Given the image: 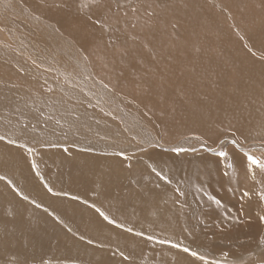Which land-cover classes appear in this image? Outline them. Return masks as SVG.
<instances>
[{
  "label": "bare ground",
  "instance_id": "1",
  "mask_svg": "<svg viewBox=\"0 0 264 264\" xmlns=\"http://www.w3.org/2000/svg\"><path fill=\"white\" fill-rule=\"evenodd\" d=\"M69 1L71 0H0V81L5 82L3 81V76L6 73L7 75L9 74V76L19 75L16 76L18 79L17 82L13 81V86H9L8 88L0 87V137H4L3 140H0V176L5 177V175L8 174L7 177H10V179L7 178L8 180L17 181L18 184L19 181L25 183L28 189H26V193L36 197V203L40 205H49L50 203L56 206V203L51 199L53 197H50L51 194L49 195V192H47L43 186L44 183L40 181L42 178H39L34 167L32 168L30 166L29 158L32 156L33 158L34 156H39L41 158L58 156V158L65 161H81L83 167L82 175L86 179L90 178V185L92 183L94 184V193L97 198L105 194V192L109 194L114 190L112 186L115 182L112 181L113 178H115L116 168L120 166L121 169L123 166L127 171L129 166H127L126 163L129 162V159L131 157L140 158L142 156V154L141 156L138 154V156L137 153L135 155L130 154L131 152L135 151L139 153V149L144 146L150 147L155 145L158 146V148L150 150L152 154H160L162 158L172 157L170 154L163 152L165 149H162V151L160 148L164 147V145L158 139L156 129L150 124L152 120L150 117L148 118L143 111V108L147 106L144 99L149 98V100H152L158 96H162L164 101L171 99L172 106L174 107L176 104L174 107V109H177L175 110L176 113L174 114L172 111L176 116L186 111L182 108V103L180 104L179 102L182 99V97L179 98L181 96L180 93H188L185 95L193 97V100H198L196 101V105L198 104V112L191 110L193 112L192 114L196 115V119L194 117L191 118L196 120L194 128L198 133L205 132L208 134L209 132L210 134V131L214 130V127H216L215 130L219 129V132H221L220 129L223 130L225 128L235 131L236 137L240 140H235V138L226 136L225 138H229L231 141L225 139L226 142H223V144L220 142L221 146L229 148L227 151L223 152L227 155H221V153L217 155L204 153L194 156L190 158V160L189 158L187 159L188 161L186 163H188L189 169L185 172L187 173L185 177L187 182L191 185L190 189H192L193 194L190 191L187 192V194L186 192L183 193L181 189L180 192H175L177 188L171 187L170 189L163 190L161 192L162 197L160 201H156L158 197L155 196L157 189L152 190L151 193L148 191L151 195L150 198L153 197L152 200H154V202L144 199L146 205L150 204L151 206V204H154V206L160 207L161 204L166 203V200L168 201L167 203H172V208L173 204L176 205V207L172 209L173 212L175 211L172 213V218L169 215L171 213L168 214L169 220L170 218L173 219L171 220L172 222L168 223L170 224L169 226L161 217H158V223L153 221L155 225L152 227L156 226L154 230L157 232L160 231L162 234L168 233L169 231L166 230L171 227L173 231L184 234L187 237L184 244L187 243L192 247L195 246L192 244L204 243L202 240H208V242L213 243L211 244L212 250L216 242L224 244L229 243L231 246L226 247L224 250L220 249L218 251L214 248L216 253L228 255V257L229 255L237 256L240 252L244 254L255 248L252 241L260 237V232L263 230V227L261 228L260 226L261 220L259 217L262 216V209H264L262 202L264 201L258 196L259 193H257V187L254 188V184L252 190L246 192L249 193L248 195L245 193L239 198L238 207L242 210V218L239 225H233L230 229H226L227 227L220 229L218 224H216V228L213 226V229L209 227V229H206L204 225H201L202 229H200L199 234H197L194 229H196L198 221H193L190 214L193 213L202 220L205 218L204 214H206V216L211 214L219 217L222 213V216L227 218L230 213H233V203L227 199L230 197H226L225 194H222L224 192L220 193L221 190L219 188H214L217 185L213 184L212 176L214 171L218 170L221 175L223 174V177H229V175L234 173L235 168L238 167L237 165H239L244 168V170H242L244 172L243 174L248 175L251 181L254 180V177L257 178L259 174L264 176V169H260L257 166H250L246 169V158L249 156L247 152L245 153L238 150V146L236 147L232 144L227 147L229 144L228 142L236 143L240 146V143L244 142L243 139L246 138H251L252 140L253 138L264 139V128L261 126L263 131L256 130L257 124L254 122L255 116L258 117V115L262 113L261 110L260 113L259 109H264V47L258 45L262 39L264 40V33L258 31L257 35L252 34L251 31V34H249V32L243 34L242 40L240 41L235 37L238 33L231 35V30H228L229 25L228 27H222L218 23V20H220L218 19V15H220L219 11H222L219 9V5H221L222 8V4L224 3L223 0H155L160 3L161 6H164V12L161 11V13H164L162 16L164 15L166 19L171 18L177 23L176 27L174 25L173 27H168L169 33L165 32L167 31V27L164 26L165 24H159L157 16H148L147 9L149 8L145 6L146 2H143V0H132L133 2L124 6L123 9L117 8L113 0H104L100 2V7L88 10L89 13H87V15H77L73 8L70 7ZM153 3L156 4L155 2ZM239 4H243V2L239 1ZM232 6L227 9H230V11L232 9L235 11L240 9L237 4ZM145 7H147V9H145ZM158 8L159 7H156L155 9L157 10ZM144 10L147 12H144ZM98 18L104 27H101V24L95 23ZM226 18L228 19L229 17L226 16ZM234 25L236 26L235 23ZM180 29L181 32L178 31ZM207 29L209 30L208 36H206ZM124 33L126 34L124 35ZM202 33L205 35L202 36ZM254 35H257V37L254 38ZM219 40L225 42H221L223 44L222 47H220L221 44L219 43V50L214 53V51H212V47L215 45L213 42L217 41L218 43ZM114 46L116 47L114 49L121 50L124 53H117L112 49ZM241 55L246 58H242ZM9 56H11V59L8 65L4 63V61L6 59L9 60ZM102 71L105 76H101L100 79L99 77ZM161 76L164 77L162 81H165V83L163 82V84L155 80L156 77L158 78ZM3 84L4 83L0 82L1 86ZM255 86H258V88L260 87L261 91L260 89L258 92L253 90ZM203 87L205 89L208 88V91H212L213 96L211 95L212 97L209 96L201 100L200 91ZM139 90H141V93ZM131 94L135 95V97H132L134 100L128 99L127 96ZM136 96L145 104L143 108L140 106V101ZM186 100L188 99L186 98ZM193 100L191 101L195 103ZM155 102L154 105H151L153 108L155 106L154 109H158L157 107L160 105V102L158 103L157 101L158 104ZM24 107L30 111L29 113L31 116H28V114L24 115L22 111ZM89 108L92 110L101 109L111 118L114 116L119 122L118 125L114 126L105 116L101 117L99 114L93 113L94 111L90 112ZM200 108H202L203 111L199 110ZM146 109L150 110L151 108ZM8 110L9 112L14 111V113L17 114H19V112L23 114L27 127L22 126V128L19 124L10 123L9 112L6 113ZM35 112L38 113L39 119L34 117ZM188 114L184 116H188ZM156 115L158 114L156 113ZM167 119L169 120L170 118ZM181 120L179 123H181ZM246 122L247 124H245ZM260 122L262 121L260 120ZM193 123L191 122L190 124ZM157 127L159 128V126ZM179 128L181 127H178V130ZM209 137L212 136L209 135L208 138ZM9 140H13L15 143L9 144ZM76 144L79 145V147H75ZM254 145L255 144H249V146L243 145L241 147H243L244 150L262 147ZM88 148L90 150L92 148L99 149V151H92L93 149L90 151ZM28 149H32V151L29 152ZM65 149H67V151H65ZM121 151L124 152V156L119 155ZM144 151L145 149L142 150L143 153H145ZM126 154L128 156H126ZM146 159L144 157L145 161ZM262 160L264 161V159ZM138 163L139 165L141 164L147 167L146 164H142L143 162ZM147 164H149L150 168H156L157 165L156 163L153 167L151 163L148 162ZM173 164H175V162ZM198 165H200L199 168ZM137 166L138 165H136V167ZM109 167L115 170L112 172L113 176L109 174L110 177H108L109 179L107 180V174L110 172ZM190 168H193V170H190ZM135 170L137 171L138 169ZM117 171L119 173L120 170L118 169ZM150 171L148 172L152 173V171ZM127 176L129 175L126 174V178ZM127 179L124 183L129 185ZM136 180L135 178V181ZM103 186H105V188H103ZM130 186H127V188ZM12 187L14 186L12 185ZM12 187L11 190L13 189ZM261 190L263 191V189ZM139 191L141 192L140 189L138 192ZM158 191L160 192V190ZM80 192L82 191L80 190ZM132 192L134 191L132 190ZM140 192L139 195H141ZM188 193L192 194V196H189ZM166 195H169L170 199L165 198ZM31 196L28 198L32 199ZM96 197L95 200L97 199ZM9 199L11 200L10 197L8 198L7 195L2 192L0 186V207L5 208L3 204L7 203L8 208L5 211L8 212L7 215L11 216L10 218L17 223V227L20 229V231L12 230L13 232L11 231L10 233L11 238L0 239V260L9 262V260L16 259L20 261L22 258V262L33 261V257L38 254V252L42 251V249H39V246H43L45 250L47 247L56 244L57 240L55 241L52 238L48 240V238L41 244L39 239L33 236L37 231L33 230L29 215L22 204H20L19 199H17V201L14 199L8 202ZM139 199L136 204L137 207L140 203ZM147 200H149V198ZM217 200L220 201L219 204L216 203ZM200 201L203 202L205 206L212 208V210L205 213ZM94 204L96 203L94 202ZM101 205H99V207H102ZM154 209L150 211H154ZM148 210L147 212H150ZM84 212L83 210L79 211V217L81 216V219L84 218L80 220L81 223L88 227L87 231L97 236L98 240H101H99L100 242L105 241L106 243L109 240L108 237L112 236L114 237V239H111L113 241L122 239L116 237L122 234L121 231L125 227L127 228V223L124 228H118L109 224L106 220H103L99 213L91 210V213L85 216V214H83ZM147 212L144 213L146 214ZM160 212L161 211H159V213ZM150 213L152 214L153 212ZM223 213L225 215H223ZM4 214L6 215L5 212ZM144 215L143 217H146ZM154 216L157 217L158 215ZM159 216L163 217L164 215L161 213ZM205 220H202L203 223L208 224L209 220ZM135 223H137L136 220ZM223 223H225V221H223ZM4 224H6V222ZM76 224L78 225V223ZM141 224L144 225V223ZM139 230L141 231V229ZM139 230L136 231L139 232ZM124 231H126V229ZM195 233L197 235H195ZM262 233L263 232H261V234ZM130 236L132 237L131 234L129 237ZM183 236L179 235V238H183ZM243 240H245L246 243L240 246L236 244V242H242ZM86 241L83 242L85 243ZM91 241L94 240L92 239ZM180 241L182 242V240ZM72 246L74 245L72 244ZM83 246L85 247L84 244ZM91 246H93V244ZM134 246L140 249L139 243H134ZM170 247L171 246H166L165 248H152V261L155 260L159 264H210L206 261L200 262L196 260V258L184 253L181 249ZM78 248L80 247H77V249ZM204 249L208 251L207 248ZM96 254L97 256L101 255L98 253ZM114 254L117 255L116 253ZM117 258L119 259V256ZM61 260L63 259L57 261ZM262 260L263 259L256 261V259H253L248 264H263Z\"/></svg>",
  "mask_w": 264,
  "mask_h": 264
},
{
  "label": "rangeland",
  "instance_id": "2",
  "mask_svg": "<svg viewBox=\"0 0 264 264\" xmlns=\"http://www.w3.org/2000/svg\"><path fill=\"white\" fill-rule=\"evenodd\" d=\"M101 1H104V0H100V2ZM113 1L115 2V5H116L117 8L119 7L120 9H123L124 6H126L127 4H131L134 0L133 1L132 0H113ZM223 1H224V3L222 4L223 5L222 8H221V5H219V9L222 10V11H219L220 15H218V19H220L221 21L218 20V23L222 27H228V25H229L228 30L229 31L231 30V33H230L231 35L238 33V35L236 34L235 37L240 41V40H242L243 34H246L248 32H249V34H251V31H252V34H257V35H258V31L259 32L262 31L264 33V27H263L264 26V13H263V11H264V0H260L262 2H260L259 0H256V1L255 0H253V1L252 0H223ZM239 1L243 2V4H239ZM119 2H121V3H119ZM143 2H146L147 5L145 4V6H147L149 8V9H147V7H145V9H147V11L149 13L146 10H144V12H147L148 16H150V17L151 16H155V17L157 16V20L159 21V24L160 25L165 24L164 26L167 27L166 28L167 31H168V27L169 26H171V27H173V25L175 27L177 26V23L175 22V20H173L171 18H169V19L167 18L166 19L164 17V15L162 16V14H164V13H161V11L164 12L163 11L164 10V6L163 5L161 6V4L158 3L155 0L154 1L143 0ZM153 2H155L156 4H154ZM227 2H228V4H227ZM258 2H260V3H258ZM234 4H237L238 7H240V9H238L239 11L236 10L237 13H236V11L234 9H232L231 11H230V9H227L228 7H230V6L234 5ZM69 5H70L71 8H73V10L76 12L77 15H87V13H89L88 10H93L94 8L97 7L93 3V0H71V1H69ZM156 7H159L157 9L158 11L155 9ZM223 10H225V11H223ZM226 10H228V11H226ZM155 11H157V12H155ZM232 11H234V12H232ZM154 13H156V14H154ZM226 16L229 17V18L227 19ZM234 19L235 20L237 19V20L235 21ZM234 23L236 24V26L234 25ZM259 29H261V30H259ZM167 31H165V32L169 33V31L168 32ZM178 31L181 32V29L178 30ZM105 32H103V33H105ZM208 33H209V30L206 31V36H208ZM125 34L126 33H124V35ZM204 35L205 34L202 33V36H204ZM257 35H254L253 37L256 38ZM221 42H222V40H219L218 43H217V41L213 42V44H215L212 47V51H214V53H215V51L217 52L219 50V45L220 44H221L220 47L223 46L222 43H224L225 41L222 42V43ZM258 45L259 46L261 45L262 47H264V40L262 39L261 42L258 43ZM114 48H116V47L114 46L112 49H114ZM114 50L117 53H119V54L120 53H124L123 51L118 50V49H114ZM241 57L242 58H246L243 55H241ZM10 59H11V56H9V60L6 59L4 61V63L9 65ZM2 63H3V61H2ZM0 72H1V70H0ZM16 76H19V75L16 74ZM16 76H11V75L9 76V74L7 75V73L4 74L3 81H5V82L0 81L1 83H4L3 84L4 87H3V85L2 86L0 85V87L8 88L9 86H13V81L17 82V80H18L16 78ZM101 76H105L103 74V71H102V74H100V77H99L100 79H101ZM163 78H164L163 76L158 77V78L156 77L155 80H157L158 83L163 84V82L165 83V81H162ZM253 88H255V89H253ZM253 88L252 89L255 90L256 92H258V90L260 89V87L258 88V86H255ZM208 90H209L208 88L207 89H205L204 87L201 88V91H200L201 95L199 94L201 96V98H200L201 100H203L206 97H209L211 95L213 96V94H212L213 92L212 91H208ZM260 91H261V89H260ZM139 92L141 93V90H139ZM142 93L144 94L143 91H142ZM180 94H181V96H180ZM180 94H179L180 97L178 95H176V96H178L179 98L182 97L183 100L181 99V101H179V100L178 101L180 102V104L182 103L181 106L184 109V111L186 110L185 111L186 113L184 111H182L184 113L178 114L176 116L174 115L176 113L175 110H177V109H174L176 104L174 103L175 105L173 104L174 105V107H173L171 99H170L171 101L169 99H168V101L167 100L164 101L162 99V96H158V97H155V98L152 99L153 100V103H152V100H149V98H146V99H144V101L147 103V106H145V107L146 108H151L149 110V109H146L144 107L145 104L141 102V100H140V98L138 96H136V98L140 101L139 102L140 106L142 108L144 107L143 111L146 113V116L148 118L150 117V119L152 120L150 124L152 125V127H154L156 129V131H157L156 134H157L158 139L164 145V147H160L161 150L165 149L164 151L163 150L162 151L165 152V153L170 154V156H172V157H170V158L163 157L164 158L163 159L162 156H160V154L159 155L152 154L151 153L152 151H150V150H153V148H158V146H155V145H152L150 147L144 146L143 148L139 149V153L135 152V151H133L134 153L131 152L130 154H134V155L137 153V155L139 154L141 156V154H142L143 157L142 156L140 158L131 157V158H134V159L130 158L129 162H127L126 164H127V166L132 164L133 167L131 165V167H129V169L127 171H126L125 167H123V166H122L121 169H120V166H119V168L118 167L116 168V171H115L116 174L114 175L115 178H113V181H112V182H115V183H113L114 185L112 186V189H114L116 192L113 190L109 194H107L105 192V190H104L105 194L100 195L97 198L95 196V193H94V188H93L94 184L92 183L91 184L92 186H91L90 185L91 181L89 183L90 178L86 179L82 175L83 167H82L81 161L79 160L80 163L78 161H71V160L65 161L63 159L58 158V156H54V157L50 156V157H45V158H41L39 156H36V157L34 156V158H33V156L31 155L32 157L30 156L31 158H29L30 159L29 160L30 166L32 168L34 167V170H35L36 174L38 175V177L42 178L40 181H42V183H44L43 186L45 187L46 191L49 192L48 189L49 188L52 189V191L49 192V195L51 194L50 197H53L51 199L56 203V206H54L53 204H50V203H49V205L48 204L40 205V204L36 203V197H33L30 194L28 195L26 193V191L28 189H27L25 183L19 181V184H18V182L17 181L15 182L14 180H11V182L13 181L11 184L8 183V181H9L8 179H10V177H7L8 174L5 175L6 179H0V184L3 181L2 184L0 185L2 192L5 193L8 198L9 197L11 198V200L9 199L8 202L9 201H13L14 199L17 201V199H19L20 204H22V206L26 209V212L29 215V220L32 223L31 224L32 228H33V230L37 231V233L35 232V235H33V236H36L39 239L41 244L44 241H46L48 238H49L48 240H50L51 238L53 240H55V241L57 240L56 244L52 245L51 247L50 246L47 247L45 250L43 249L44 248L43 246H39V249H42V251L38 252V254H36L33 257V261L32 260L31 261H23L24 262L23 263L22 262V258H21L20 261H19V259L18 260L17 259L16 260H9V262L0 260V264H10V262H11V264H30V263L31 264H43V263L44 264H53V263H56V264H97V263L98 264H101V263L102 264H106V263L107 264H159L155 260L152 261L153 259H151L152 248H156V247L157 248L158 247L159 248H161V247L165 248L166 246L167 247L171 246L170 248H174L172 246V244H175V243H180L184 247H189V248H191L194 251H198L202 255H206L207 259L205 261L210 263V264H216V261H219L220 264H248L253 259H256V261L263 259L262 263L264 264V242H261V237H264V221H262V220H261V223H260L261 225L260 226H261V228L263 227V230L261 231L263 233L261 234V232H260V237L256 238L254 241H252V244L255 247V248H253L254 250L252 249L249 252H246L244 254L240 252V254H237V256L236 255H231V256L229 255V257H228V255L218 254L214 250V248H216L218 251L220 249L224 250L226 247H230L231 246L229 243L228 244H224V243H221V242H216L215 243V247H213V250H212L211 244H213V243L208 242V240H204V241L202 240V242H204V243H201V242H200L201 244H197L196 243L197 245L196 244H192V245H195L197 248H199V249H197L195 246H193L194 247L193 248L191 245L189 246V244H187V243H186L187 245L184 244L187 237L184 234H182V233L173 231V228L171 229V227H169L168 230H166V231H169V232L167 233L165 231L166 233H164V234L160 233V231L159 232L155 231L154 228H156V226L152 227L153 225H155L154 222L158 223V221H159L158 219L160 217L163 219L164 222H167V224L172 222L171 221V220H173V219H171L172 216H173L172 213L175 212V211L173 212L172 209H174L176 207V205L173 204V208H172L171 207L172 203H167L168 202L167 200H166V203L165 204H161L160 207H156V205L154 206V204H151L152 207L150 206V204L146 205V202L144 201V199H146V201L154 202V200H152L153 197L150 198V196H151L150 193H151L152 190H156L157 189L156 190L157 192H156L155 196H158V197L156 198V201L157 200L160 201V198L162 197L161 192L163 190L170 189L171 187L177 188V190H175V192H180V189L183 190V193L186 192V194L189 191L192 192V189H190L191 185L187 182L186 177H185L186 174H187L185 172H187L188 169H189L188 163H186L188 161L187 159L189 158V160H190V158H192L194 156H197V155L204 154V153L217 155V154H220V153H222L224 151H227V149H229V148H226L225 146H221V144H223V142H226L225 139H228L227 141H231V139L225 138L226 136L235 138V140H240V139H238L236 137L235 131H233L231 129L229 130V129H225L224 128L225 129V130L223 129L224 131L222 129H220L221 132H219V129L215 130L216 127H214V130H211L212 132L210 131V134H209V132L207 134L205 132L202 133L200 131H199L200 133H198L196 131V129L194 128V125L196 123L195 122L196 121L195 120L196 119V115L192 114L193 112L191 111V110H195V111L198 112V106H197L198 104L196 105V101H198V100H193V97H189V96L185 95V94H188V93H183V94L180 93ZM137 95H138V90H137ZM130 96H127V97H128V99H131V100L133 99L132 97H135V95H132V94ZM186 98L191 102V104H190V102L188 100H186ZM156 100L158 101V103L160 102V105L158 107L156 106L158 109H154L155 106L153 108V106L151 105V104L154 105V102ZM191 100L195 101V103L192 102ZM157 101L155 102L156 104H158ZM161 102H162V104H161ZM184 102H185V104H184ZM194 104H195V106H194ZM199 110L203 111L202 108H200ZM260 110L262 111V113H261ZM22 111H23L24 115L28 114V116H31L30 113H29L30 111L25 109V107H24V109H22ZM172 111L174 112V114H173ZM187 111H188V113L190 115L187 113ZM259 111H260L261 114H259L258 117L255 116L254 122L257 124L256 125V130L263 131L262 127L264 128V122H263L264 121V117H262V116H264L263 115L264 114V109L261 108V109H259ZM8 112H9V110L6 111V113H8ZM90 112H93L95 114H99V116H101V117L105 116L106 119L111 121V123L114 126L118 125V123H119L118 120L114 116H113V118H111L110 116H108V114L106 112H103V110H101V109H99V110L98 109H94V110L90 109ZM147 112L150 113V114H148ZM151 113H152V115H151ZM156 113L158 115H156ZM20 114H21L20 112H19V114L14 113V111L9 112L10 123H16L17 125L19 124V126H21V127L22 126L23 127H27L26 121L23 118V114H21V116H20ZM37 114L38 113L35 112L34 117L39 119L40 117ZM187 114H188V116H184V115H187ZM154 116L156 117V119H155ZM164 116H165V119H164ZM191 117H194L195 119L193 118L194 119L193 120ZM167 118H170V119L168 120ZM181 118H182V120H181ZM20 119H22V120H20ZM158 119H159L160 123L158 122ZM160 119H163L164 121L160 120ZM180 120H181V123H179ZM260 120L262 122H260ZM173 121H174V123H173ZM188 121H190V122H188ZM193 121H194V123H193ZM191 122L193 124H190ZM202 122H204V121H202ZM248 122L252 123L251 121H248ZM175 123H176V125H175ZM249 123H248V126H249ZM245 124H247V122ZM157 126H159V128ZM172 126H174V127H172ZM178 127H181V128H179V130H178ZM173 129H174V131H173ZM195 132H197V133H195ZM209 135H211L212 137L208 138ZM246 139H243L244 142H241V143L239 141V143L241 144L240 146L238 144H236V143H231V142H228L229 143L228 145L227 144H224V145H227V147H229L230 144H232L233 146H236V147L238 146L237 147L238 150L243 151L245 153L247 152V155H255L257 158H259L261 160L264 159V139H258V138H256V139L253 138V140L251 138L250 139L246 138ZM210 140H211V142H210ZM220 142H222V143L220 144ZM249 144H252V145L255 144L254 146H262V147L261 148H256V149H252V150L251 149L244 150L243 147H241L243 145L244 146H246V145L249 146ZM77 146L79 147V145L76 144L75 147H77ZM165 146H167V147H165ZM168 146H169V148H168ZM177 147L184 148L185 151L179 152V153L173 151V149L177 148ZM80 148H82V147H80ZM92 149L91 150L95 151V152H97V150L99 151V149H94V148H92ZM144 149H145V151H144L145 153L142 152V150H144ZM88 150H90V149L88 148ZM126 156H128V155L126 154ZM144 157H145V159L147 158L146 161L144 160ZM148 158H149L150 161L148 160ZM154 159H156V160H154ZM53 160H54V162H53ZM137 161L141 162V163L143 162L142 164H146V166L148 168L145 167L144 165H141V164H140L141 165L140 166ZM148 162L151 163L153 165V167L157 163L158 167L156 165L155 171L152 170L153 168L149 167V164H147ZM174 162H175V164H173ZM133 163H135V164H133ZM80 165H81L82 168L80 167ZM136 165H138L137 167H139V168H137ZM237 166L238 167L235 168L234 173L232 175H229V177H225V176L223 177L222 176L223 174L221 175V173L218 172V170L214 171V174L212 176L213 184L214 185L217 184L216 187H214V188H219L221 190L220 193L224 192L222 194H225L226 197L227 196L230 197V198H227V199L230 202L232 201L231 203H233V207H234L233 213H230V215L227 216V218L222 216V213H221V215L219 217L215 216V215H211L210 213H209L210 215H208V216H206V214H204L206 220H205V218H203L202 220L203 221L204 220L205 221L209 220L208 224L203 223V221L199 217H197V215H195L193 213L190 214V216L192 217L193 221H195V220L198 221V225L195 224L196 225V229H194V231L197 234H199V231H200V229H202L203 225H204V227L206 229H209V228L213 229L212 228L213 226L216 228L217 227L216 224H218L220 226L219 227L220 229H222L223 227H225V228L227 227L226 229H230L233 225H237V224L239 225L240 224L239 222H241L240 220L242 218L241 217L242 216V210H241V208L239 209V207H238L239 206V198L242 197L247 191L252 190V186H254V185H255L254 188L257 187V190H258L257 193L262 192L261 189H263V191H264V186H263L264 184H261V183H264V176L259 174L257 176V178L254 177V180L251 181V179H249L248 175L243 174L244 172L242 170H244V168L240 167L239 165H237ZM199 167H200V165H198V168ZM109 168H110V172H108V174H107V180L109 179L108 177H110L109 174H112V172L115 170V169H111V167H109ZM118 169L120 170L119 173L117 171ZM135 169H138V170L136 171ZM150 170L152 171V173L148 172ZM190 170H193V168H190ZM79 172H80V174H79ZM57 173H59L60 175L57 174ZM126 174L129 175V176H127V178H129L130 180L126 178ZM112 176H113V174H112ZM139 176L141 178H144V179H141ZM219 176H220V178H219ZM0 177H4V176H0ZM162 177H167V179L165 180ZM135 178L137 179L136 181H135ZM139 178H140V180H139ZM156 178H158V179H156ZM126 179L129 181V182H127L129 185H126L124 183L126 181ZM47 181H48V183H47ZM88 183H89L90 186L88 185ZM135 184H136V186H135ZM12 185L14 187H12ZM72 185H74V186H72ZM151 185H153V186H151ZM127 186H130V187L127 188ZM11 187L13 188L12 190H11ZM78 187H80V188H78ZM72 188L74 189V191H73ZM103 188H105V186H103ZM122 188H124V189H122ZM138 188L141 190V192L139 191L141 195H139V192H138L139 189ZM17 189L19 190L18 192H17ZM76 189H78L79 191L76 190ZM80 190L82 192H80ZM132 190L134 192H132ZM158 190H160V192ZM143 192H144V194L146 192L147 193L144 195ZM54 193H60V195H55ZM63 193H67V195H63ZM79 194H81V195H79ZM173 194H174V190H173ZM192 194H193V192H192ZM192 194H189V196H192ZM8 195H10V196H8ZM27 195H28V197L31 196L32 199L28 198L27 199L28 201H27V200H24L22 198V197L27 196ZM72 197H79V199H72ZM91 197H92V199H91ZM95 197L97 198L96 200H95ZM139 197H140V199H139ZM169 197H170L169 195L165 196V198H169ZM117 198H118V201H117ZM136 198H137V200H136ZM148 198H149V200H147ZM138 199H139V202H140L139 206H141V207H139V206L137 207L136 206V204L138 203ZM141 199L143 200V203H142ZM91 200H93V201L95 200L94 202L96 204H94V202L91 201ZM32 201H35V203H32ZM132 201H135V202H132ZM263 201H264V199H263ZM110 203H111V205H110ZM92 204L95 205V208L92 207ZM114 204H115V206H114ZM262 204L264 206V202H262ZM3 205H5V208L0 207V218H1L0 219V239H3V238L7 239V238H11L10 233H11L12 230L20 231V229L17 227V223L13 219L10 218L11 216L7 215L8 212L5 211L8 208L7 207V203L3 204ZM9 205H10V203H9ZM99 205H101L102 207H99ZM201 205H203V209H204L205 213L207 211H209V210H212V208H210L209 206H205L203 202H201ZM145 206H147L148 209L149 208L150 209L148 210L147 207H145ZM81 207H83V208H81ZM91 207H92V209H91ZM143 207H144L145 210L143 209ZM66 208H67L68 211L66 210ZM69 208L70 209L72 208V209L70 210ZM88 208H90V209H88ZM154 208H156V209H154ZM94 209L95 210L96 209H100L101 212L105 211L104 212L105 215L107 214V216H109L110 220H115L117 225L116 224H112L108 220H106L109 224H111L113 226H116V227H118L119 224H123L124 227L128 224L127 228L128 227L132 228V229L134 228L133 232L129 233L127 231H124L127 228L123 227L124 229L121 231V233L124 236L120 233L122 236L120 235L121 236L120 237V236L117 235V237H116V238H118V237L122 238L121 240H119V241L118 240H114L113 241V240H111V239H114V237L112 236V237H108L109 240L106 243H105V241L100 242L101 240L99 239L100 240L99 241L97 236H94L93 233H90L89 231H87L88 227L84 226L83 223H81L80 220H82L84 218L81 219L80 218L81 216L79 217V215H80L79 211H82V210L85 211L83 213V214H85V216H86V214H90L91 210L100 214V212L95 211ZM132 209H133V211H132ZM153 209H154V211H150V210H153ZM162 209L165 210V211H163ZM54 210H55V212H54ZM86 210H87V212H86ZM102 210H104V211H102ZM147 210L150 211V212H153V213L151 214L150 212H147ZM142 211H143V214H142ZM159 211H161V212L159 213ZM4 212L6 213V215L4 214ZM120 212H122V213H120ZM137 212H140V213H137ZM144 212H147V213L145 214ZM154 212H155V214H154ZM161 213L165 217L164 216L163 217L159 216V214L161 215ZM169 213H171V214H169ZM168 214L171 217L170 220L168 218L169 217ZM143 215L146 216V217H143ZM154 215H158V216L156 217ZM223 215H225V214L223 213ZM210 216H211V218H210ZM262 216H264V209H262ZM57 217H58V219H57ZM212 217H213V219H212ZM101 218L103 220H105L102 216H101ZM154 218H156V219H154ZM216 219H218V220H216ZM135 220H136L137 223H135ZM213 220H214V222H213ZM223 221H225V223H223ZM5 222H6V224H4ZM82 222H84V221H82ZM174 222H175V219H174ZM219 222H222V223H219ZM8 223H10V224H8ZM76 223H78L79 226ZM141 223H144V225H142ZM36 224H37V226H36ZM129 224H130V226H129ZM169 225L170 224H168V226ZM148 227H150V228H148ZM6 228H8V229H6ZM135 229L136 230L141 229V231L139 230V232H143L144 235L143 236H136L135 233L138 232V231H136ZM124 232H125V234H124ZM196 233H195V235H197ZM90 234H91L92 238H91ZM130 234L132 235V237L131 236L129 237ZM173 234L176 237H174ZM178 234L180 236L184 235L185 239H184V236H183V238L182 237L179 238ZM150 235L155 237V239L152 240V241L147 240V237L150 236ZM7 236H9V237H7ZM81 237H83V239H81ZM94 237L97 238V239H95ZM127 237H129V238H127ZM138 238H142V239H138ZM92 239L94 241H91ZM164 239H167V240L171 241V243H167V244L159 243L160 240H164ZM180 240H182V242ZM83 241H86V242L84 243ZM89 241H91L93 246H91L92 245L91 243L88 244ZM107 243H108V245H107ZM134 243H139L140 244V249L135 247ZM243 243H246V241L243 240L242 242L241 241L236 242V244L238 246H240ZM72 244L74 246H72ZM76 244L79 245V246H77ZM83 244L85 245V247L83 246ZM110 244H111V246H110ZM61 246H63V247H61ZM77 247H80V248L77 249ZM232 247H234V246H232ZM204 248H207L208 251H206ZM96 249H97V251H96ZM201 249H203V250H201ZM76 250H78V251H76ZM85 250H87V251H85ZM106 251H107V253H106ZM46 252H47V254H46ZM120 252L124 253L123 257L120 256ZM96 253L101 254V255H98L99 256L98 257ZM114 253H116L119 256V259L117 258L118 256L115 255ZM52 255H54V256H52ZM115 256H117V257H115ZM52 257L54 258V260H53ZM55 257H56V259H55ZM71 257H73V258H71ZM84 257H85V259H84ZM47 258H49V259H47ZM105 258H107V259H105ZM122 258H124V259H122ZM60 259H63V260L57 261V260H60ZM24 260H26V259H24ZM122 261H125V262H122Z\"/></svg>",
  "mask_w": 264,
  "mask_h": 264
},
{
  "label": "snow or ice",
  "instance_id": "3",
  "mask_svg": "<svg viewBox=\"0 0 264 264\" xmlns=\"http://www.w3.org/2000/svg\"><path fill=\"white\" fill-rule=\"evenodd\" d=\"M93 3H94L97 7H100V0H93ZM95 23H96V24H101L100 19L98 18V19L95 21ZM101 27H104V25L101 24ZM3 139H4V137H0V140H3ZM8 143H9V144H14L15 141H13V140H9ZM28 151L31 152L32 149H28ZM65 151H67V149H65ZM173 151L179 153V152H183V151H185V149H184V148L177 147V148H174ZM119 155H120V156H124V152L121 151V152L119 153ZM221 155H227V154L222 152ZM248 162H250V163H248ZM250 166H257V167L260 168V169H264V161H262L261 159L257 158L255 155H249V156H247V158H246V169H247V167H250ZM129 167H131V165H129ZM152 170L155 171V168H153ZM162 178L165 179V180L167 179V177H162ZM0 179H6V177H0ZM8 183L11 184L12 182L9 180ZM17 191H19V190L17 189ZM48 191L51 192L52 189L49 188ZM54 194H55V195H60V193H54ZM248 194H249V193H246V195H248ZM63 195H67V193H63ZM259 196H260L261 199H264V191L260 192V193H259ZM23 199H24V200H27L28 197H27V196H24ZM72 199H79V197H72ZM32 203H35V201H32ZM216 203L219 204L220 201L217 200ZM92 207L95 208V205H92ZM96 210H97L98 212H100V215H101L105 220H108V221H109L110 223H112V224H116V221H115V220H110L109 217H108L107 215H105L104 212H101V211H100V209H96ZM57 219H58V217H57ZM259 219L262 220V221H264V216H260ZM118 227L123 228L124 225H123V224H119ZM126 231L129 232V233H132V232H133V229H132V228H127ZM135 235H136V236H143L144 233H143V232H136ZM81 239H83V237H81ZM154 239H155V237H153V236H151V235L147 237V240H149V241H152V240H154ZM261 242H264V237H261ZM89 243H91V241H89ZM159 243H161V244H167V243H171V241H169V240H167V239H164V240H160ZM172 246H173L174 248L181 249L184 253L189 254L191 257L196 258V260H198V261H200V262H204V261L207 259L206 255H202V254H200L198 251H194V250H192V249L189 248V247H184V246H182L180 243L172 244ZM120 256L123 257V256H124V253H123V252H120ZM125 258H126V257H125ZM216 264H220V262H219V261H216Z\"/></svg>",
  "mask_w": 264,
  "mask_h": 264
}]
</instances>
